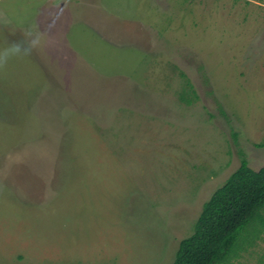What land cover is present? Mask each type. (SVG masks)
Returning a JSON list of instances; mask_svg holds the SVG:
<instances>
[{
  "label": "rangeland",
  "instance_id": "rangeland-1",
  "mask_svg": "<svg viewBox=\"0 0 264 264\" xmlns=\"http://www.w3.org/2000/svg\"><path fill=\"white\" fill-rule=\"evenodd\" d=\"M243 157L264 0H0V264H171ZM215 264H264V207Z\"/></svg>",
  "mask_w": 264,
  "mask_h": 264
},
{
  "label": "trees",
  "instance_id": "trees-1",
  "mask_svg": "<svg viewBox=\"0 0 264 264\" xmlns=\"http://www.w3.org/2000/svg\"><path fill=\"white\" fill-rule=\"evenodd\" d=\"M263 207L264 166L253 169L243 158L205 202L193 233L180 241L171 264H215L224 259Z\"/></svg>",
  "mask_w": 264,
  "mask_h": 264
},
{
  "label": "clouds",
  "instance_id": "clouds-1",
  "mask_svg": "<svg viewBox=\"0 0 264 264\" xmlns=\"http://www.w3.org/2000/svg\"><path fill=\"white\" fill-rule=\"evenodd\" d=\"M19 51H20L19 46H13V47L10 49V52H12V53H17V52H19Z\"/></svg>",
  "mask_w": 264,
  "mask_h": 264
},
{
  "label": "crops",
  "instance_id": "crops-1",
  "mask_svg": "<svg viewBox=\"0 0 264 264\" xmlns=\"http://www.w3.org/2000/svg\"><path fill=\"white\" fill-rule=\"evenodd\" d=\"M254 133H255V132H253V134H254ZM234 134H235V133H234ZM255 134H257V133H255ZM259 134H260V133H258V135H259ZM260 144H261V143H260ZM260 146H261V145H260ZM243 158H245V157H243ZM247 161H248V160H247ZM248 163H249V162H248ZM237 169H238V168H237ZM237 169H236V170H237ZM259 169H260V168H259ZM236 170H235V171H236ZM257 170H258V169H257ZM235 171H234V172H235ZM214 192H215V191H214Z\"/></svg>",
  "mask_w": 264,
  "mask_h": 264
}]
</instances>
